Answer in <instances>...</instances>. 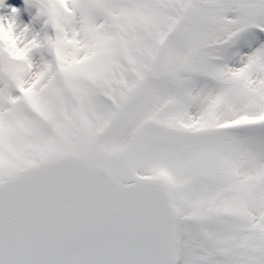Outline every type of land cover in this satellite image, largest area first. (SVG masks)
Instances as JSON below:
<instances>
[{"label": "snow or ice", "instance_id": "obj_1", "mask_svg": "<svg viewBox=\"0 0 264 264\" xmlns=\"http://www.w3.org/2000/svg\"><path fill=\"white\" fill-rule=\"evenodd\" d=\"M0 264H264V0H0Z\"/></svg>", "mask_w": 264, "mask_h": 264}, {"label": "rangeland", "instance_id": "obj_2", "mask_svg": "<svg viewBox=\"0 0 264 264\" xmlns=\"http://www.w3.org/2000/svg\"><path fill=\"white\" fill-rule=\"evenodd\" d=\"M9 3L12 4V3H16L17 6L19 5V3H22V0H9Z\"/></svg>", "mask_w": 264, "mask_h": 264}]
</instances>
